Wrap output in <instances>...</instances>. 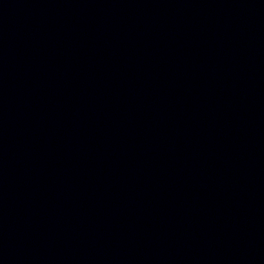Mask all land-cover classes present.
<instances>
[{"label":"water","instance_id":"1","mask_svg":"<svg viewBox=\"0 0 264 264\" xmlns=\"http://www.w3.org/2000/svg\"><path fill=\"white\" fill-rule=\"evenodd\" d=\"M0 264H264V0H0Z\"/></svg>","mask_w":264,"mask_h":264}]
</instances>
